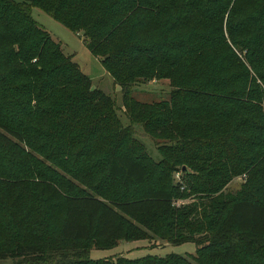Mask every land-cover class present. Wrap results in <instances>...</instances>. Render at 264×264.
<instances>
[{
	"label": "trees",
	"instance_id": "1",
	"mask_svg": "<svg viewBox=\"0 0 264 264\" xmlns=\"http://www.w3.org/2000/svg\"><path fill=\"white\" fill-rule=\"evenodd\" d=\"M32 7L80 31L119 86L130 125L31 17ZM164 78L166 100L132 96L133 84ZM133 123L166 140L157 162L132 136ZM177 166L185 184L169 182ZM238 174L239 191L221 197ZM187 194L197 200L174 206ZM151 236L191 242L194 252L89 257L91 247ZM5 257L13 264H264V0H0Z\"/></svg>",
	"mask_w": 264,
	"mask_h": 264
},
{
	"label": "rangeland",
	"instance_id": "2",
	"mask_svg": "<svg viewBox=\"0 0 264 264\" xmlns=\"http://www.w3.org/2000/svg\"><path fill=\"white\" fill-rule=\"evenodd\" d=\"M31 17L38 23L49 35L51 40L58 44L61 53L68 56L71 61L75 62L78 69L85 74L90 80V87L101 90L115 101L116 115L123 126L130 125L125 117L123 107L121 105V93L117 84H113L111 77L104 70L99 61V57L93 56L83 45L81 33L71 32L59 22L55 21L47 14L36 7L30 9ZM170 85L167 79L150 80L146 82H139L132 85V96L140 103H151L159 100H166ZM132 136L138 141L147 155L153 162H157L160 157L161 144L166 143V140L152 137L146 134L139 123H133ZM177 170V171H176ZM169 180V177H168ZM181 181L185 184L186 179L181 178L178 172V166L170 174L172 184ZM244 176L241 174L231 176L220 188L218 193L221 197H230L239 191ZM188 191L186 190V193ZM215 196L217 194H214ZM197 200L192 194L186 196H176L174 199V206H183L192 201ZM50 238L52 241H57V229L51 230ZM194 245L191 242L181 244H170L165 240L151 236L149 239L124 241L120 240L118 243L107 249H100L91 247L89 250V257L106 258L124 256L126 258H137L146 254H154L157 256H164L167 253H176L187 257L188 254H193ZM0 264H13L12 259L5 257L0 258ZM194 264V263H193Z\"/></svg>",
	"mask_w": 264,
	"mask_h": 264
},
{
	"label": "water",
	"instance_id": "3",
	"mask_svg": "<svg viewBox=\"0 0 264 264\" xmlns=\"http://www.w3.org/2000/svg\"><path fill=\"white\" fill-rule=\"evenodd\" d=\"M182 168H184V167H182Z\"/></svg>",
	"mask_w": 264,
	"mask_h": 264
}]
</instances>
